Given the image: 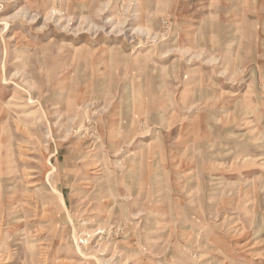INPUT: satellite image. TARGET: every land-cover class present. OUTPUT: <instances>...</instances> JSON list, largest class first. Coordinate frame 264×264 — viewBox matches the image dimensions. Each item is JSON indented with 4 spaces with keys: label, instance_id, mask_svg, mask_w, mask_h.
<instances>
[{
    "label": "rangeland",
    "instance_id": "1",
    "mask_svg": "<svg viewBox=\"0 0 264 264\" xmlns=\"http://www.w3.org/2000/svg\"><path fill=\"white\" fill-rule=\"evenodd\" d=\"M0 264H264V0H0Z\"/></svg>",
    "mask_w": 264,
    "mask_h": 264
},
{
    "label": "bare ground",
    "instance_id": "2",
    "mask_svg": "<svg viewBox=\"0 0 264 264\" xmlns=\"http://www.w3.org/2000/svg\"><path fill=\"white\" fill-rule=\"evenodd\" d=\"M17 45H18V44H17ZM18 47L22 48V47H21V44H19ZM142 61H143V63H145V64L147 63V60L144 59V58H142ZM233 97H234V96H233ZM8 106H9V105H8ZM8 106H6V107H1V109H2V108H8ZM159 147H160V146H159ZM145 149H146V148H145ZM146 151H147V150H146ZM145 154H146V153H145ZM145 154H143V155L141 156V158H142L141 161L144 160V158H147V160L152 161V159H155V157H156L159 153H157L156 151H150V152H148L146 155H145ZM248 159H249V158L245 159V160L243 161V164H244V165H247V164L252 163L251 165L253 166V162H251L252 160H250V159L248 160ZM253 161H254V160H253ZM46 178H47V177H46ZM92 178H93V177H92ZM92 178H91V179H92ZM47 180L49 181V175H48V179H47ZM92 180H94V179H92ZM90 181H91V180H88V179H87V182H88V183H90ZM94 181H95V180H94ZM251 182H252V181H251ZM255 182H256V181H255ZM229 185L234 186V187L237 186L235 183H232V184H229ZM58 195H59L60 201L63 202V203H65V202H64L65 200L63 199L62 194H61L60 192H58ZM82 255H83V254H82Z\"/></svg>",
    "mask_w": 264,
    "mask_h": 264
}]
</instances>
